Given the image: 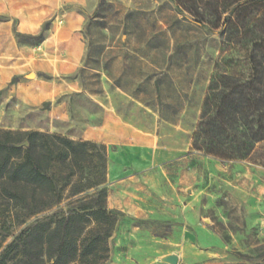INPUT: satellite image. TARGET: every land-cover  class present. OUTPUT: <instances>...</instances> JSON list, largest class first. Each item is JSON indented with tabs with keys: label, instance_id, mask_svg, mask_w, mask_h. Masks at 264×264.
Wrapping results in <instances>:
<instances>
[{
	"label": "rangeland",
	"instance_id": "374dc122",
	"mask_svg": "<svg viewBox=\"0 0 264 264\" xmlns=\"http://www.w3.org/2000/svg\"><path fill=\"white\" fill-rule=\"evenodd\" d=\"M232 1L0 0V13H18L0 14V129L115 142L103 144L107 158L120 151V142L136 146L141 136L151 139L142 144L153 150L182 154L156 165L166 171L152 177L169 185V208L162 209L168 217L137 219L117 210L105 264H168L162 259L172 254L177 264H264V258L230 255L264 252V194L257 192L264 186V159L258 158L264 146L250 160L208 165L191 147L215 65L233 60L222 65L229 70L244 55L241 45L223 44L195 15L214 17ZM47 22L44 41L33 45L26 37ZM15 33L22 35L18 41ZM234 69L248 73L243 64ZM41 101H49V109ZM103 116V126L85 136ZM139 157L149 156L128 163ZM145 167L134 166V174ZM125 178L116 174L112 182ZM132 181L124 186L146 185ZM105 188L108 197L110 183ZM221 227L227 237L219 235ZM236 227L242 233L235 234ZM21 228L0 234V250Z\"/></svg>",
	"mask_w": 264,
	"mask_h": 264
},
{
	"label": "trees",
	"instance_id": "16d2710c",
	"mask_svg": "<svg viewBox=\"0 0 264 264\" xmlns=\"http://www.w3.org/2000/svg\"><path fill=\"white\" fill-rule=\"evenodd\" d=\"M228 4L214 17L195 15L223 44L241 45L244 55L229 70L222 65L232 66L233 60L215 65L191 147L220 161L250 160L264 146V0ZM48 29L47 22L38 35L26 38L38 45ZM21 36L15 33L17 41ZM241 64L248 66L247 74L234 69ZM49 107V101L41 104ZM106 173L103 144L0 129V234L22 227L0 250V264H105L119 216L107 208ZM230 255L264 258V252Z\"/></svg>",
	"mask_w": 264,
	"mask_h": 264
},
{
	"label": "crops",
	"instance_id": "0c3cea01",
	"mask_svg": "<svg viewBox=\"0 0 264 264\" xmlns=\"http://www.w3.org/2000/svg\"><path fill=\"white\" fill-rule=\"evenodd\" d=\"M104 116L101 125L87 129L85 131V136L88 131H95L103 126ZM57 117L59 118L60 116ZM86 139L88 141L101 144L115 143L93 140L88 137H86ZM142 141L151 143V139L147 137L144 138V136H141V139H138L137 142L134 143L136 146L120 142V151L118 153L111 152L108 156L106 183H110L111 189L108 190L109 195L107 197V204H109L110 207L114 208L111 210H118L124 212L127 216L134 217L137 219H159L163 217H168V211L166 210V212H163L162 209L169 208V185L166 184L163 186V184L161 183L159 184L157 182H154L152 177L161 176L162 174H165L166 169L162 167H157L156 165L169 163L174 159L180 158V155L182 154H175L174 151H172L171 149L153 150V147L149 143L142 144ZM142 154H147L149 157H139V163H135L134 161L128 163V160L132 158V156H139ZM199 154L202 155V158L205 159L204 162L206 165H208L209 161L211 160L213 162L220 161L218 159L205 156L201 153ZM139 164H145L146 167L141 173L134 174L133 168L134 166H139ZM120 173L123 174L126 178L113 183L112 181L114 179V176ZM130 177H135V179H131ZM132 180L146 183V185L135 184L132 187L130 186L126 188V186L124 185L131 184V182H133ZM263 187L264 186L261 185L257 186V192L261 195L264 194ZM114 197L117 199V201L113 200ZM251 198H253V194L247 196L245 202H248ZM234 232L235 234H240L242 233V229L236 227ZM218 233L221 237H227L228 230L221 227Z\"/></svg>",
	"mask_w": 264,
	"mask_h": 264
},
{
	"label": "water",
	"instance_id": "95a60500",
	"mask_svg": "<svg viewBox=\"0 0 264 264\" xmlns=\"http://www.w3.org/2000/svg\"><path fill=\"white\" fill-rule=\"evenodd\" d=\"M27 145V143H24ZM164 262L168 264H177L178 263V257L176 255H167L162 259Z\"/></svg>",
	"mask_w": 264,
	"mask_h": 264
},
{
	"label": "clouds",
	"instance_id": "9594fccd",
	"mask_svg": "<svg viewBox=\"0 0 264 264\" xmlns=\"http://www.w3.org/2000/svg\"><path fill=\"white\" fill-rule=\"evenodd\" d=\"M7 7L11 8V5H8ZM0 14H9V15H13V16L18 15V13L15 10H12V11L8 12L7 9L5 10L4 13H0Z\"/></svg>",
	"mask_w": 264,
	"mask_h": 264
}]
</instances>
